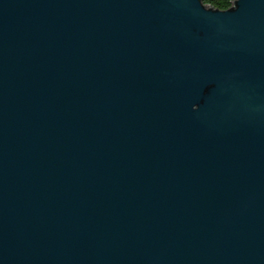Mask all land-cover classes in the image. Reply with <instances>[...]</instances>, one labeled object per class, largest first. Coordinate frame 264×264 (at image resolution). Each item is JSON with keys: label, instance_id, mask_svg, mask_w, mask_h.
<instances>
[{"label": "water", "instance_id": "obj_1", "mask_svg": "<svg viewBox=\"0 0 264 264\" xmlns=\"http://www.w3.org/2000/svg\"><path fill=\"white\" fill-rule=\"evenodd\" d=\"M0 264H264V0H0Z\"/></svg>", "mask_w": 264, "mask_h": 264}, {"label": "trees", "instance_id": "obj_2", "mask_svg": "<svg viewBox=\"0 0 264 264\" xmlns=\"http://www.w3.org/2000/svg\"><path fill=\"white\" fill-rule=\"evenodd\" d=\"M235 0H204V4L214 9L227 10L229 9Z\"/></svg>", "mask_w": 264, "mask_h": 264}]
</instances>
